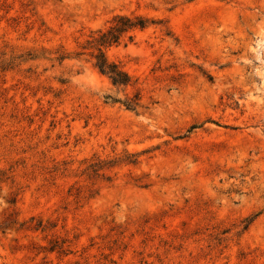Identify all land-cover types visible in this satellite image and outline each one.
Returning a JSON list of instances; mask_svg holds the SVG:
<instances>
[{"label": "rangeland", "instance_id": "rangeland-1", "mask_svg": "<svg viewBox=\"0 0 264 264\" xmlns=\"http://www.w3.org/2000/svg\"><path fill=\"white\" fill-rule=\"evenodd\" d=\"M0 264H264V0H0Z\"/></svg>", "mask_w": 264, "mask_h": 264}, {"label": "trees", "instance_id": "trees-1", "mask_svg": "<svg viewBox=\"0 0 264 264\" xmlns=\"http://www.w3.org/2000/svg\"><path fill=\"white\" fill-rule=\"evenodd\" d=\"M139 26L142 27V25L140 24ZM118 33L120 32H118L117 30H115L114 32L111 31L108 34L103 35L99 39L98 43L100 44V46H105V45H110L112 43H116L118 39L116 34ZM96 67L102 74L107 75L109 77L113 85L123 86V87L128 85V82H129L128 77L124 73L119 71L116 66L112 64H108L102 54L97 56Z\"/></svg>", "mask_w": 264, "mask_h": 264}]
</instances>
